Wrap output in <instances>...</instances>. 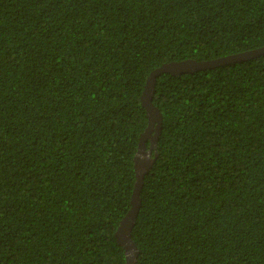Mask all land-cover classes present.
Listing matches in <instances>:
<instances>
[{
    "label": "trees",
    "instance_id": "1",
    "mask_svg": "<svg viewBox=\"0 0 264 264\" xmlns=\"http://www.w3.org/2000/svg\"><path fill=\"white\" fill-rule=\"evenodd\" d=\"M263 46L264 0H0V264H125L148 73ZM151 103L134 264H264V53Z\"/></svg>",
    "mask_w": 264,
    "mask_h": 264
},
{
    "label": "water",
    "instance_id": "2",
    "mask_svg": "<svg viewBox=\"0 0 264 264\" xmlns=\"http://www.w3.org/2000/svg\"><path fill=\"white\" fill-rule=\"evenodd\" d=\"M263 53L264 46L257 49H252L249 51H244L211 60L197 61L194 59H184L179 61H170L161 64L159 67L151 70L148 73L141 94L142 104L147 111L148 125L139 137L137 153L133 158L135 182L130 200V208L120 221L119 226L115 232L117 243L120 244L124 249L126 257L125 264H134L135 258L138 253V250L131 239L130 231L139 210L140 200L138 197V193L142 186L144 174L151 166L152 162L154 161V157L156 156V138L161 128L160 111L151 103L156 77L159 76L162 72L171 74L188 73L196 70L215 67L218 65L240 62L261 55ZM154 123L156 124L153 126ZM151 131H154V133H151ZM146 138H149L150 141L148 148H146L145 145ZM152 151H154L153 156H151Z\"/></svg>",
    "mask_w": 264,
    "mask_h": 264
}]
</instances>
